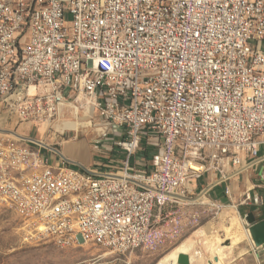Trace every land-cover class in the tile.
Here are the masks:
<instances>
[{"label": "built area", "instance_id": "1", "mask_svg": "<svg viewBox=\"0 0 264 264\" xmlns=\"http://www.w3.org/2000/svg\"><path fill=\"white\" fill-rule=\"evenodd\" d=\"M0 110L47 126L90 111L104 135L120 131L127 160L108 174L0 128V211H25L29 231L42 230L31 239L63 250L134 253L158 208L191 199V183L206 173L229 182L258 162L264 0H0ZM144 141L155 151L138 170L130 160ZM27 169L39 175L32 189L15 183L32 181Z\"/></svg>", "mask_w": 264, "mask_h": 264}, {"label": "rangeland", "instance_id": "2", "mask_svg": "<svg viewBox=\"0 0 264 264\" xmlns=\"http://www.w3.org/2000/svg\"><path fill=\"white\" fill-rule=\"evenodd\" d=\"M72 113L69 111L64 119H77ZM59 121L51 126L31 125L0 110L1 128L15 132L23 139L35 142L43 139L58 145L64 157L78 168L98 164L101 151L93 147L105 136L102 122L98 118L93 120L89 136L63 128ZM203 181L200 179L198 184ZM189 198L195 199L158 208L156 223L147 242L125 256L93 245L63 250L48 240L35 241L30 237L32 228L29 231L16 213L1 210L0 264H170V255L181 248H185L192 264H218V259L221 264H264V251L256 252L245 217L233 203H218L204 195H190ZM233 222L237 224L233 225ZM234 236L240 238L235 244Z\"/></svg>", "mask_w": 264, "mask_h": 264}, {"label": "crops", "instance_id": "3", "mask_svg": "<svg viewBox=\"0 0 264 264\" xmlns=\"http://www.w3.org/2000/svg\"><path fill=\"white\" fill-rule=\"evenodd\" d=\"M89 117V112L81 114V117L78 119H71L68 125L62 127L69 130L73 129L78 134L84 133L90 136L92 126L88 124ZM75 122H78V125H76ZM121 136L120 131L118 129H114L109 134L105 135L103 139L97 141L93 149H96V147L99 146L97 149L98 151H101V159H98V164H85L86 169H80L96 170L108 174L117 173L123 163L127 160L126 153L121 151V149L116 145ZM154 151L155 148L144 141L141 149H139L138 152L131 158V166L138 170L150 169L151 165L149 164V161L152 159ZM259 153L260 158L253 167L237 173L229 182H219L216 175L206 173L201 178L204 179L201 184H198L200 179L197 182L190 184V195L201 196L206 194L218 203H233L234 207L238 209L240 215H243L245 219L248 215H253L256 223L264 222V144L259 147ZM227 187L231 190L230 195L226 194ZM232 187H234V189H232ZM254 243L256 252L259 254L262 253V250L264 251V244H256L255 241ZM233 244L235 243L233 242ZM180 253H186V251L178 250L174 252L173 254L175 258L170 261V264L177 263V258Z\"/></svg>", "mask_w": 264, "mask_h": 264}, {"label": "bare ground", "instance_id": "4", "mask_svg": "<svg viewBox=\"0 0 264 264\" xmlns=\"http://www.w3.org/2000/svg\"><path fill=\"white\" fill-rule=\"evenodd\" d=\"M88 112L90 113V111H83L81 112V114L88 113ZM76 113H77L76 111L75 112L73 111L72 114L74 117H76ZM70 120L71 119H64L62 117L59 123L62 126H66L68 125ZM75 123L76 125H78V122H75ZM88 124L92 126L90 119L88 120ZM3 150H13V143H3ZM27 166H34V158H27ZM27 176H28V179H32V181H25V178H23V176H15V183L18 185H21L22 189H32V182H39V175H36V170L27 169ZM9 201H16V194H9ZM183 201L185 200H181V202ZM70 214L85 215L86 207H70ZM18 216L20 218H25V211H18ZM235 224L237 223L233 222V225ZM40 225H47V216H40ZM30 228H32L33 230V235H35L36 237H42V230L41 228H39L38 225H31ZM45 240H48L53 243V237H45ZM239 241H240V238H238L237 236H234L233 242L237 243ZM180 254H187V253H180ZM179 255H178V258H179ZM178 258H177V264H178ZM217 263H219V259L217 260ZM191 264H192V260H191Z\"/></svg>", "mask_w": 264, "mask_h": 264}, {"label": "water", "instance_id": "5", "mask_svg": "<svg viewBox=\"0 0 264 264\" xmlns=\"http://www.w3.org/2000/svg\"><path fill=\"white\" fill-rule=\"evenodd\" d=\"M249 225V231L256 244H264V222L256 223L253 215H248L245 219ZM178 264H191V259L187 254H180Z\"/></svg>", "mask_w": 264, "mask_h": 264}, {"label": "flooded vegetation", "instance_id": "6", "mask_svg": "<svg viewBox=\"0 0 264 264\" xmlns=\"http://www.w3.org/2000/svg\"><path fill=\"white\" fill-rule=\"evenodd\" d=\"M179 250H181V251H185V248H181V249H179ZM174 258H175L174 254H171L170 257L168 258V260H169V261H172V260H174ZM219 263H220V261H219ZM219 263H218V264H219Z\"/></svg>", "mask_w": 264, "mask_h": 264}]
</instances>
